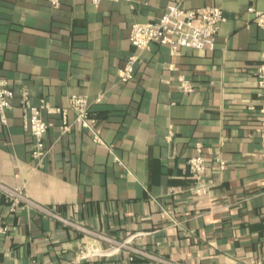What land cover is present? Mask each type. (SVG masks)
Masks as SVG:
<instances>
[{
    "label": "crops",
    "instance_id": "crops-1",
    "mask_svg": "<svg viewBox=\"0 0 264 264\" xmlns=\"http://www.w3.org/2000/svg\"><path fill=\"white\" fill-rule=\"evenodd\" d=\"M222 7L214 49L171 53L155 43L119 75L137 49L135 22L165 8ZM0 0V77L15 91L0 119V180L68 222L34 207L11 210L0 193V264H264V133L256 69L264 62V0ZM179 76L194 84L178 86ZM33 103L68 106L86 96L93 130L62 133L59 113L45 112L50 148L31 153L19 90ZM100 138V140L96 139ZM201 141L209 188L193 190L188 160ZM222 161V163H221ZM129 240L122 248L77 259L83 245Z\"/></svg>",
    "mask_w": 264,
    "mask_h": 264
},
{
    "label": "built area",
    "instance_id": "built-area-1",
    "mask_svg": "<svg viewBox=\"0 0 264 264\" xmlns=\"http://www.w3.org/2000/svg\"><path fill=\"white\" fill-rule=\"evenodd\" d=\"M55 7L61 0H50ZM100 0H93L98 3ZM254 21L257 25L264 27V11H255ZM225 20V14L222 7L209 5L204 7H186L181 1L169 4L163 14L151 22H135L130 29V42L137 51L127 57L125 65L120 69L119 75L122 81L130 80L135 72L136 64L140 61L142 53L149 49L152 44L159 43L169 47L171 53H177L182 48L193 49H214L216 45L217 34L221 22ZM258 84V97L262 103L260 106V126L259 130L264 133V62L259 64L256 69ZM179 88L185 92H192L194 84L184 76H179ZM15 91L11 88L8 80L0 77V119L7 122V110L12 107V99ZM19 104L23 110L24 127L33 137L31 153L33 158L42 163L44 158L49 155L50 148L46 144L45 135L49 128V120L45 118V112L59 113L62 116L60 125L62 133H67L71 129L68 122V112H75L76 123L84 128L93 130L96 123V117L91 112L90 104L86 96L72 94L69 97L68 106H53L46 99H42L39 104L33 103L30 91L27 87L19 90ZM100 140V138L96 137ZM196 152L188 160L189 170L195 178L193 190L202 193L209 188L205 181L207 173V160L204 151V144L197 141L195 144ZM222 163V161H221ZM0 193L5 195L10 202L11 210L18 207H37L45 213L55 216L68 222L65 218L45 206L32 200L21 188L7 185L0 180ZM7 225L0 226L1 232H6ZM88 235L98 239H104L111 243L110 247L103 248L96 245H83L79 251L77 259H85L93 256L109 255L122 248L128 249L133 253L145 254L140 248L130 245L129 240L115 241L102 233L94 232L86 228H81ZM262 264V263H260Z\"/></svg>",
    "mask_w": 264,
    "mask_h": 264
},
{
    "label": "trees",
    "instance_id": "trees-1",
    "mask_svg": "<svg viewBox=\"0 0 264 264\" xmlns=\"http://www.w3.org/2000/svg\"><path fill=\"white\" fill-rule=\"evenodd\" d=\"M260 101H261V99H260ZM261 103H262V101H261ZM94 115V114H93Z\"/></svg>",
    "mask_w": 264,
    "mask_h": 264
}]
</instances>
